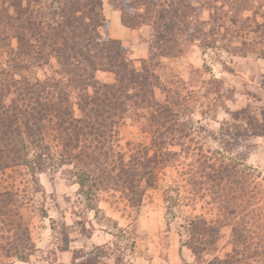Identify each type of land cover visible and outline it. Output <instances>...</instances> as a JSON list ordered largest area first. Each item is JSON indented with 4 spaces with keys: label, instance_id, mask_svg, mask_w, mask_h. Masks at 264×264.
I'll return each instance as SVG.
<instances>
[{
    "label": "trees",
    "instance_id": "obj_1",
    "mask_svg": "<svg viewBox=\"0 0 264 264\" xmlns=\"http://www.w3.org/2000/svg\"><path fill=\"white\" fill-rule=\"evenodd\" d=\"M108 1L123 26L151 27L146 58H131L120 39L100 32L108 22L103 0H0V177L11 171L13 181L20 177L29 184L22 190L14 182L0 187L2 255L24 261L34 250L19 191H40V173L66 166L90 211H98L104 192H119L138 208L156 189L160 170L183 155L191 159V189L205 188L220 200L226 219L217 224L192 216L185 246L197 259L212 254L221 227L229 225L232 250L213 261L241 264L240 247L248 249L250 230L235 219L240 205L231 192L245 196L243 186L233 185L258 173L240 167L245 155L238 148L241 140L264 136V115L247 108L231 112L232 121L240 122L225 120L213 138L217 150H204L192 137L209 133L193 117L198 100L181 79L164 84L158 68L161 57L191 45L264 58V0ZM46 66L50 72L37 76ZM98 73L111 80H100ZM211 82L220 95L219 81ZM127 119L141 123L149 142L119 147L118 127ZM232 151L234 157L226 156ZM252 190L254 199L257 188Z\"/></svg>",
    "mask_w": 264,
    "mask_h": 264
},
{
    "label": "rangeland",
    "instance_id": "obj_2",
    "mask_svg": "<svg viewBox=\"0 0 264 264\" xmlns=\"http://www.w3.org/2000/svg\"><path fill=\"white\" fill-rule=\"evenodd\" d=\"M103 14L108 22L100 32L109 35L111 24L113 31L115 16L120 13L108 0H103ZM130 31L125 41L121 40L122 44L127 47L131 58H146L151 27L142 25L133 31L129 28ZM160 60L158 73L161 81L168 84L183 80L192 90L190 97L198 100L193 117L200 119L209 133L206 136L195 133L192 137L202 143L204 150H217L218 141L213 138H217L225 120L232 121L231 112L247 108L257 115H264V58L256 54L231 55L219 49L202 50L191 45L177 56L161 57ZM44 72L49 73L50 67L37 69L36 74L42 77ZM97 76L103 81L111 80L108 73H98ZM213 78L219 81L220 95L214 93L217 84L211 82ZM156 97H163L159 90ZM232 122L239 123L240 120ZM118 136L122 150L150 139L142 132L141 123L133 119H127L118 127ZM239 144V152L245 155L244 160L238 161L242 164L240 167L248 166L258 172L254 179L248 178L246 184L233 185L243 186L245 196L243 192H231L235 197L232 200L240 205L235 219L244 220L250 230L248 249L240 247L239 256L242 257L241 264H262L264 136L250 137ZM235 153L232 151L226 156L234 157ZM212 155L216 158L215 152ZM190 160L182 155L162 168L156 189L145 195L138 208H131L119 192H104L96 212L86 208L85 199L77 192V184L65 174L66 166L40 173V191L31 195L19 191L23 204L20 212L28 224L34 250L24 261L5 257L0 250V264H219L213 261L214 256L224 258L225 253L232 250L229 225L221 227V236L212 254L197 259L185 246L186 226L192 216L201 215L207 221H217V224L226 220L220 209V200L213 201L205 188L198 193L191 189L186 173ZM10 173L8 171L0 177V187L13 182L20 190L29 187L28 182L20 177L13 181ZM252 186L257 188L254 199L250 198Z\"/></svg>",
    "mask_w": 264,
    "mask_h": 264
},
{
    "label": "crops",
    "instance_id": "obj_3",
    "mask_svg": "<svg viewBox=\"0 0 264 264\" xmlns=\"http://www.w3.org/2000/svg\"><path fill=\"white\" fill-rule=\"evenodd\" d=\"M113 31H112V24L110 28V33L109 35L113 38L120 39L122 41H125V36L130 35L131 31L129 32V28L123 26L120 22V16L117 14L115 16V23H113ZM128 29V30H127ZM134 29H132L133 31Z\"/></svg>",
    "mask_w": 264,
    "mask_h": 264
}]
</instances>
